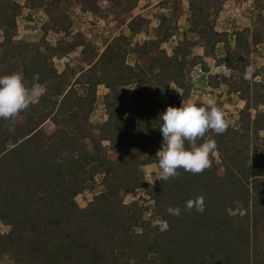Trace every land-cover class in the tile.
Segmentation results:
<instances>
[{
    "label": "trees",
    "instance_id": "1",
    "mask_svg": "<svg viewBox=\"0 0 264 264\" xmlns=\"http://www.w3.org/2000/svg\"><path fill=\"white\" fill-rule=\"evenodd\" d=\"M181 1L157 0L148 17L138 0H0V76L30 84L38 74L45 89L14 134L0 119V264H264V66L252 58L264 55V0L243 27L232 14L240 0H187L186 11ZM71 3L93 18L79 23ZM36 9L45 15L27 41L20 23ZM225 10L230 29L217 26ZM72 52L74 67L58 66ZM195 90L215 95L195 102L220 106L229 123L209 133L212 166L153 184L142 168L158 163L159 116ZM201 195L203 213L186 211Z\"/></svg>",
    "mask_w": 264,
    "mask_h": 264
},
{
    "label": "clouds",
    "instance_id": "2",
    "mask_svg": "<svg viewBox=\"0 0 264 264\" xmlns=\"http://www.w3.org/2000/svg\"><path fill=\"white\" fill-rule=\"evenodd\" d=\"M44 93L45 89L39 83L38 74L30 84L25 82L21 72L0 76V119L6 121L4 126L10 133L14 134L20 113L38 102ZM159 120L163 139L155 157L160 180L178 178L181 169L197 175L211 168V157L218 146L209 133L222 135L229 127L220 106L182 99L179 107L168 106L160 114ZM193 209L203 213L205 203L202 195L186 202L185 210ZM167 212L179 216L181 209L179 206H169Z\"/></svg>",
    "mask_w": 264,
    "mask_h": 264
},
{
    "label": "rangeland",
    "instance_id": "3",
    "mask_svg": "<svg viewBox=\"0 0 264 264\" xmlns=\"http://www.w3.org/2000/svg\"><path fill=\"white\" fill-rule=\"evenodd\" d=\"M157 0H138V4L135 7L134 11L135 12H142L145 15H148V17H150L151 13H152V9H153V5L156 4ZM182 9H184V11L187 10V0H182ZM100 4V2H98ZM102 4V3H101ZM250 7H252V0H240L239 3L234 4L233 10H232V14L234 16L235 19L238 20L240 27L243 26H248L250 23V14H251V10ZM74 10V12H77V19L79 23H82L83 21H89L93 18V15L90 11L84 12L83 14L81 13L80 7L74 4H68V10ZM226 9V8H225ZM225 12V13H224ZM227 10L223 11L222 15H221V19H220V23H217L218 27H226L228 25V23H230V19L231 17L226 14ZM32 15L35 19V22H26L24 20L21 21L20 23V38L24 39V40H35L38 38L39 36V31L37 30H32V31H28V26H32V24H37L39 21H41L44 18V12L42 9H36L32 12ZM262 15L264 16V9L262 10ZM28 25V26H27ZM155 23L152 22L151 26L154 27ZM180 25H184L187 26V22L185 21L184 17L182 16L180 19ZM112 22L111 21H99V30H101L105 35L109 34L113 31V29H111L112 27ZM226 28L230 29V26H227ZM178 39H181L180 34L178 36H176ZM164 47L168 50L172 49V45L170 43L165 44ZM200 51V47H195L194 48V52L198 53ZM78 53L77 52H72L69 55L62 57L59 60V65L60 67H63V64L68 63L70 66L75 65L76 63V59H77ZM252 58H256L257 61L262 62V65L264 66V55L261 56L260 53L258 52H254L252 53ZM206 61L210 64V67L214 69V64L215 62L212 61L211 59L206 58ZM61 70V69H60ZM127 91H130L131 86H127L126 87ZM103 91H105L103 86L98 87V93H102ZM200 90H195L194 93L192 95L189 96L188 100H192V101H196L198 99L206 101L207 103L210 102H214L215 101V95H212L211 97H208L207 95H203L201 92H199ZM243 105V102L241 100L236 99L234 105H230L228 107V113H235L236 109H239L241 106ZM100 106V105H99ZM180 106V105H179ZM102 120V116H100V108L98 107V109L94 110L90 116V121L95 123V122H99ZM162 136L161 138H159L155 145H154V149L156 150V152L160 149V145L162 143ZM143 173L145 174V176L149 179V181L152 182H156L158 180V172L159 170L157 169V167L154 164H150L147 166H144L142 168ZM100 189V186H97L95 191H98ZM141 190H138L137 193H140ZM93 191H84L83 193L79 194L76 196V201L78 203V205L80 207H83L86 205L87 201L89 199H91L92 195H93ZM137 193H135V195H137ZM133 195H129V198L126 199V201H128L130 199V197H133ZM136 197V196H135ZM149 216V212L147 211L144 214V217L147 218ZM6 228L3 226L2 224H0V231L3 232L6 230ZM7 263H10V261H6Z\"/></svg>",
    "mask_w": 264,
    "mask_h": 264
},
{
    "label": "crops",
    "instance_id": "4",
    "mask_svg": "<svg viewBox=\"0 0 264 264\" xmlns=\"http://www.w3.org/2000/svg\"><path fill=\"white\" fill-rule=\"evenodd\" d=\"M201 51H202V50L200 49V51H199L198 53H201Z\"/></svg>",
    "mask_w": 264,
    "mask_h": 264
}]
</instances>
